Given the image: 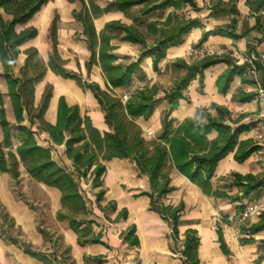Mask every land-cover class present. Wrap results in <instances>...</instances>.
<instances>
[{"label":"trees","instance_id":"trees-1","mask_svg":"<svg viewBox=\"0 0 264 264\" xmlns=\"http://www.w3.org/2000/svg\"><path fill=\"white\" fill-rule=\"evenodd\" d=\"M51 0H0V66L2 77L7 87V98L13 113L14 125L5 115L3 95L0 92V173L8 174L12 180H18L23 168L24 173L33 181L60 193V209L56 213L58 222H67L68 228L77 237V246L102 245V232H95L97 223L91 219L80 183L85 179L97 189L96 203L103 201L105 190L103 177L106 174L105 162L112 159L129 160L138 176H144L149 182V192H141L139 196L150 199V210L158 213L169 224L174 240L178 239L177 227L184 210V204L169 206L161 200L174 191L170 186L169 170L174 169L189 182L200 189L202 194L219 200L236 203V218L243 212L246 202L261 198L264 189V175H241L232 173L229 180H222L223 185L213 187L211 180L220 161L233 153V160L244 163L261 149L252 139L239 140V136L255 127L256 122L240 124L244 116L232 119L229 110L224 106L211 104L209 108L196 110L191 118L175 122L170 118L178 107L179 100L192 80L203 79L208 68L225 64L227 69L221 73L215 86L218 93L225 95L235 76H239L244 84L252 85L245 77L246 65H237L229 56H207L193 63L176 60L172 67L184 71L174 85L168 90L152 84L130 94L117 95L132 85L134 78L143 76L141 63L151 58L152 69L158 71L159 63L165 58L169 48L182 44L187 34L196 28H203L201 19L193 14L201 12L196 0H115L100 5L101 0H66L67 3H79L80 8L73 10V20L81 25L82 37L89 53L84 64L87 77L91 69H100L104 80L102 89L94 82H88L82 75L67 69V61L58 53L57 30L59 17L54 15L48 31L51 53L47 62L42 59L34 47L24 50L25 60L14 74L13 69L19 48L38 35V29L27 27L17 32L16 26L25 25ZM238 0H209L205 9L209 17L231 16V22L224 28L203 33L198 45L207 41L210 36H224L235 41L248 36L252 31L264 35V0H245L250 16L254 17L252 28L242 25L238 32L237 17L240 16L236 2ZM117 12L129 19V24L121 20H111L104 24L102 31L97 32L94 20L103 15ZM114 42L129 43L139 47L140 53L135 61L122 62L115 54L118 47ZM246 51H253L249 49ZM261 76L263 69L258 67ZM47 71L64 80L74 81L83 91H89L98 108L103 113L104 124L108 132L96 129L87 115L81 114L77 105H68L60 96L56 106L54 124L45 119L49 102L53 95V86H45L40 100L34 102L35 86L43 80ZM167 103V111L162 118V130L158 137L147 140L136 120L150 118L159 102V92ZM128 95L123 101L122 96ZM237 103L256 101L254 92H238L234 97ZM16 131V133L13 132ZM215 133L210 139L209 135ZM46 135L49 147L41 146L37 137ZM16 141L14 144L13 142ZM64 147V156L71 162V168L62 167L52 157V149ZM236 190V194L232 191ZM102 212L116 211L115 203L109 202ZM127 210L122 209L111 223L127 219ZM252 224H243L239 228L241 245L255 243L254 235L264 231V213L257 216ZM45 243L51 250L36 251L23 240L13 219L0 204V239L18 246L24 254L42 264H74L70 256V248L63 247L61 237H54L41 224L37 226ZM135 226L121 234L123 242L130 247H138ZM217 236L222 253L229 256L222 236V229L217 225ZM199 237L195 230L188 229L184 233L182 264H200L198 258ZM259 258L264 259V240L259 242ZM105 256L84 257V264H103Z\"/></svg>","mask_w":264,"mask_h":264},{"label":"crops","instance_id":"crops-1","mask_svg":"<svg viewBox=\"0 0 264 264\" xmlns=\"http://www.w3.org/2000/svg\"><path fill=\"white\" fill-rule=\"evenodd\" d=\"M54 1L55 0H53V2ZM64 1L65 7L62 9V12H57L59 16L57 30L58 38L61 45L62 42L66 40L73 54L79 53L82 57L83 63L81 65L78 63L80 72H77L82 75V73H86L84 64L88 59L89 53L85 43L82 41V37H80L81 42L78 43L71 39L72 35L82 32L81 25L75 22L71 16V12L73 10H78L80 5L77 2L69 4L66 0ZM103 1V5H101L102 0L100 1L101 6L115 0ZM208 2L209 0H196V3L202 10L198 14H193V16H197L201 19L203 28L192 29L187 36L184 37L181 45L169 48L165 53V58L159 63L157 72H154L152 69L153 65L151 58H145L141 63L143 76L135 77L130 87L117 90L116 92L131 95V93L145 86L152 84L162 85L164 82L161 81L162 75L160 74L164 72L166 65L173 64L176 60H184L188 64L193 62V60L187 57V52L191 47H203L210 51L226 50L228 52H243L253 49L257 54L264 53V35L257 31H252L248 36L239 41L219 35L210 36L206 42L198 45L203 33L224 28L232 19V17L228 15L209 17V11L205 9V5H207ZM50 3H52V0L25 25L16 26L15 30L17 32L27 27H35L38 29V35L19 48L20 54L17 56V61L15 62V67L13 69L14 74H17L20 67H22L25 60L23 52L29 47L36 48L42 59L47 61L46 59H48L50 51V45L46 40L51 23V18L48 14V5ZM236 8L240 14V16L237 17L238 32L241 31L242 25L245 24L248 28H252L255 24V19L250 16V11L245 5V0H238L236 2ZM111 20H121L126 24L131 22L122 14L113 12L94 20L95 30L101 32L104 24ZM38 25L40 28H38ZM114 45L118 47L115 52L116 55L117 51L122 46L124 48L135 49L137 52V54L132 57L128 56L131 62L138 58L140 53L138 46L129 43L116 44V42H114ZM59 55L62 59L67 61V69L75 72L72 67L74 58L71 60L70 56H63L60 53ZM226 69L227 66H225V64H217L204 71L202 81H200L198 77H195L194 80L189 83L184 93V99L179 100L178 107L173 111L170 118L175 122H180L185 118L193 117L198 109L209 108L211 104L224 106L231 113L232 119L244 116L240 124L256 122L255 127L239 136V140L252 139L257 142V135L261 133L264 135L262 129L264 127V102L258 100L244 104L235 102L234 97L238 92H254L253 86L244 84L239 76L233 78L225 95L219 94L215 86V81ZM0 73V77L3 79L1 66ZM183 74L184 71L179 72L180 76ZM90 76L92 82L98 84L100 87H104L105 79H103L98 67L94 66L91 69L88 77ZM73 82L74 81L71 80H64L50 71H47L43 80L35 86V104L39 102L45 86L48 84L53 86V95L49 102V109H47L45 114L46 121L50 124H54L57 101L60 96H63L68 105H77L79 109H81V114L87 115L96 129L98 128L100 132H108V126L104 124L103 113L98 108L92 94L86 91L87 95L84 96L83 90ZM0 92L3 98L5 94L7 99V103L5 106L3 105L6 118L8 121H14L9 99L7 98L8 91L4 79L0 82ZM157 98L159 102L150 118L147 120L143 118L136 120V123L141 127L142 131H144V129L152 131L156 137L161 133L162 118L167 111V103L163 100V93H159ZM84 101L86 102L84 103ZM86 103L89 106H86ZM40 137L44 139L47 147H49L46 135H40ZM214 137L215 133L209 135L210 139ZM258 145H260L261 149L242 164H238L233 160V153H230L220 161L215 170L214 178L211 180L213 187L223 185L224 182L222 180H229L232 173L241 175H264V144L261 143ZM53 149L57 150L58 154L63 157L65 167L71 168V162L64 156V147L58 146ZM104 164L106 166V174L103 177L102 188L105 190L103 201L96 203L95 194L98 190L92 188L90 180L82 186L89 189L87 192L91 200L86 203V205L92 214L91 219L98 225L95 227V232H102V240L108 248L102 245L77 246V237L68 228L67 222H58L56 220V213L60 209V193L56 189L49 188L32 180L37 187L44 189L49 198V209L45 217V223H37L36 211L31 209L26 203L18 199L16 200L11 191L10 186H12L11 184L16 182V180H12L8 174H2L1 172L0 204L13 219L15 232L16 229H19L23 236V240L29 243L34 250L40 252H45V250L50 251L51 245L44 242L41 233L37 230V226L41 224L42 227L54 237H61L63 247H69L71 250L70 256L74 264H84V257L96 256L106 257V261L103 264H182L180 251L182 250L184 233L188 229H192L197 232L200 239L197 251L200 264H264V259L257 262L259 258V242L264 240V231L253 236L255 240L253 244L241 245L239 243L240 226L257 222V216L251 217L244 222H239L236 218V203L229 200L207 197L205 194L203 195V192H201L198 187L189 182L184 176L174 171V169H170L168 172L170 186L174 188V191L166 195L161 202L166 206H173V208L183 203L185 207L180 215V224L177 227L178 239L174 240L171 235L169 224L164 221L158 213L150 210V199L146 196H139L141 192H149L148 179L143 175L138 176L139 174L135 165L128 159H112ZM20 171L21 178L28 177L24 173L22 167H20ZM232 194H236V190L232 191ZM259 200L264 201V189L262 190L260 199L248 201L246 204ZM109 202L115 203L116 211L114 213L110 211L102 212L101 209L108 205ZM122 209L127 210L128 215L126 221L120 220L116 223H111L106 220V218L113 220ZM218 224L222 229L223 241L230 252L229 256H225L220 249L216 232ZM131 226H135V235L138 237L137 239L139 242L138 247L128 246L121 238V234L125 233ZM0 264L42 263L24 254L18 246L6 243L0 239Z\"/></svg>","mask_w":264,"mask_h":264},{"label":"rangeland","instance_id":"rangeland-1","mask_svg":"<svg viewBox=\"0 0 264 264\" xmlns=\"http://www.w3.org/2000/svg\"><path fill=\"white\" fill-rule=\"evenodd\" d=\"M103 4H104V1L102 0L101 5H103ZM64 7H65V1L64 0H55L54 2L52 0V3H50L48 5V14L51 18V21L54 18V15H57L58 11L62 12V9ZM38 28H40L39 25H38ZM57 39H58V46H57L58 53L62 54L63 56H70L71 60H73L72 58H74V63L72 64V67L76 73L80 72L78 63L80 65L83 63L82 57L79 55V53L73 54V51L71 48H69V45H67L66 40L62 42V45L60 44L59 38H58V32H57ZM71 39H73L76 43L81 42L79 35L74 34V35H72ZM46 40H47L48 44L50 45L49 46V48H50L49 54H50L52 45L49 41L48 34H47ZM116 44H119V43L117 42ZM139 50H141V49H139ZM135 54H137L135 49L124 48L122 46L117 51V55L121 58L120 60L122 62H127L129 59L128 56L132 57ZM193 62H195V61H193ZM193 62H191V63H193ZM179 72H182V71L181 70H175V68L172 67V64L166 65L164 72L162 74H160V75H162L161 81L164 82L162 85H158L161 88V90L170 89L174 85L176 80L180 77ZM82 78H84V80H87L88 82H92L91 76L87 77L86 73H82ZM2 81H3V79L0 77V82H2ZM73 83H75V82H73ZM101 88L103 89L104 87L101 86ZM159 93L161 94V91ZM115 94L123 95L120 92H116ZM83 95L86 96L87 92L83 91ZM3 100H4V106H5V104L7 103V99H6L5 94H4ZM85 102L86 101H84V103ZM86 106H89V105L86 103ZM82 112H83V110H82ZM9 121L11 124L14 125V121H12V120H9ZM13 132L16 133L15 130H13ZM153 138H156V135ZM153 138H151V139H153ZM36 139H37V142L41 146L47 147V145H46V143L42 137L38 136ZM147 140H150V139H147ZM13 143L15 144L16 141H14ZM51 153H52L53 159L59 165H61L62 167H65V164L63 162L64 161L63 157L58 154L57 150L52 149ZM263 174H264V171H263ZM88 180L89 179H85V180L81 181V183H80L82 194H83V197L85 198L86 203L90 202V200H91L90 196H88V192H87L89 189L83 187L82 185L83 184L85 185ZM11 185H12V186H10L11 191L13 192L16 200L18 199V200L26 203L31 209L36 211V222L37 223L41 222L42 224H44L45 223V217H46L48 209H49V198H48V195L45 193L44 189H42V188L40 189V187H37V185H35V183L29 177H22V178L20 177L19 180H16V182H13ZM84 190H86V191H84Z\"/></svg>","mask_w":264,"mask_h":264},{"label":"built area","instance_id":"built-area-1","mask_svg":"<svg viewBox=\"0 0 264 264\" xmlns=\"http://www.w3.org/2000/svg\"><path fill=\"white\" fill-rule=\"evenodd\" d=\"M229 56L232 58L237 65H246L245 77L252 82L254 88V93L257 96L258 101L264 102V74L261 76L258 67H261L264 72V53H258L253 51H238V52H228L226 50H209L203 47H191L187 52V57L193 61L200 60L207 56ZM128 95L122 96L123 101L127 99ZM264 132V127L262 128ZM143 136L146 139H151L154 137L152 131L145 130L142 131ZM258 144H264V135L258 134L256 137ZM264 213V201H256L252 203H247L241 215L239 216V222H244L251 217L258 216Z\"/></svg>","mask_w":264,"mask_h":264},{"label":"bare ground","instance_id":"bare-ground-1","mask_svg":"<svg viewBox=\"0 0 264 264\" xmlns=\"http://www.w3.org/2000/svg\"><path fill=\"white\" fill-rule=\"evenodd\" d=\"M65 89V88H64ZM69 90V89H68ZM75 96V95H74ZM74 101H76V100H74Z\"/></svg>","mask_w":264,"mask_h":264}]
</instances>
